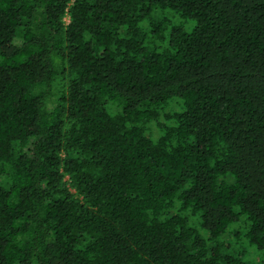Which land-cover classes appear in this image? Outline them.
<instances>
[{"label": "trees", "instance_id": "obj_1", "mask_svg": "<svg viewBox=\"0 0 264 264\" xmlns=\"http://www.w3.org/2000/svg\"><path fill=\"white\" fill-rule=\"evenodd\" d=\"M248 249L264 0H0V264H264Z\"/></svg>", "mask_w": 264, "mask_h": 264}, {"label": "rangeland", "instance_id": "obj_2", "mask_svg": "<svg viewBox=\"0 0 264 264\" xmlns=\"http://www.w3.org/2000/svg\"><path fill=\"white\" fill-rule=\"evenodd\" d=\"M67 21H68V20H67ZM184 24L186 25L187 29H189V30H190V29L193 27V25H194V23H193L192 21H185V20H184ZM29 147H30V149L33 147V142L30 144ZM244 231H245V228L242 227V228H241V232H244ZM222 239L225 240V241H227V242H229L230 240H232L230 234L225 235ZM256 252L259 253V251H257L256 249H253L252 251H251V249H248V250H247L248 259H251L253 262L258 261V260H259L260 253H259V256H258V255H256ZM261 254H262V255L260 256V259H263V260H264V253H261Z\"/></svg>", "mask_w": 264, "mask_h": 264}]
</instances>
